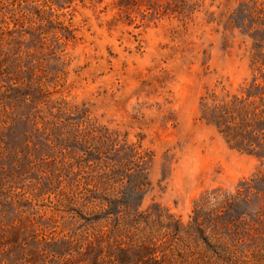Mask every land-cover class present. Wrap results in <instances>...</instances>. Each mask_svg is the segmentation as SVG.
Returning a JSON list of instances; mask_svg holds the SVG:
<instances>
[{"label": "rangeland", "instance_id": "obj_1", "mask_svg": "<svg viewBox=\"0 0 264 264\" xmlns=\"http://www.w3.org/2000/svg\"><path fill=\"white\" fill-rule=\"evenodd\" d=\"M228 193L264 264V0H0V264H206Z\"/></svg>", "mask_w": 264, "mask_h": 264}, {"label": "trees", "instance_id": "obj_2", "mask_svg": "<svg viewBox=\"0 0 264 264\" xmlns=\"http://www.w3.org/2000/svg\"><path fill=\"white\" fill-rule=\"evenodd\" d=\"M238 100H240V98L235 97L232 101H224L215 107L217 113L215 119L218 126L226 127L228 125L226 121L228 115L226 114L232 113L233 109L241 114L244 113V109L238 108L236 104ZM230 116L233 117L232 114ZM240 191L241 190L238 189L237 194H239ZM237 194H215L205 205H199V209H197V207L195 209L196 213L193 216L191 224L195 225L200 235H202L206 227H208L207 222H209V227L212 229L217 240L215 244L207 242V250L209 252L208 254L205 252V254H207V259H204L206 264H227L230 260L234 259L233 256L236 255V257H238L240 255L239 253H243V250H240L241 247L235 248L234 242L231 240V238H233V232L236 229L234 226H239L240 222H242L248 214L244 206L241 205L244 204V202L247 203V200L241 203L237 200ZM203 208H205V210H203ZM202 212H206L207 215L203 216L199 214ZM181 227L182 224L179 222L176 227V234ZM240 245H242V247L245 246L244 243H240Z\"/></svg>", "mask_w": 264, "mask_h": 264}]
</instances>
